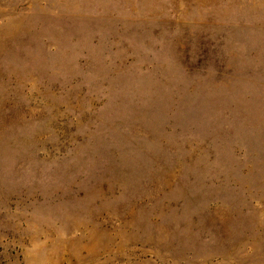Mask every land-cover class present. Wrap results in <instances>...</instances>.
<instances>
[{
	"label": "rangeland",
	"instance_id": "obj_1",
	"mask_svg": "<svg viewBox=\"0 0 264 264\" xmlns=\"http://www.w3.org/2000/svg\"><path fill=\"white\" fill-rule=\"evenodd\" d=\"M0 264H264V0H0Z\"/></svg>",
	"mask_w": 264,
	"mask_h": 264
}]
</instances>
